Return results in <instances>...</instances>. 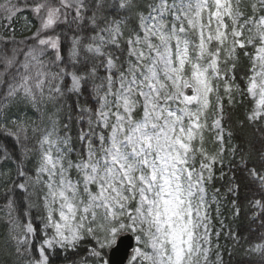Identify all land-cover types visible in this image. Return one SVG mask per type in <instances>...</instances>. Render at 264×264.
Masks as SVG:
<instances>
[{"label": "snow or ice", "instance_id": "6c2138e0", "mask_svg": "<svg viewBox=\"0 0 264 264\" xmlns=\"http://www.w3.org/2000/svg\"><path fill=\"white\" fill-rule=\"evenodd\" d=\"M61 3L71 7L68 0H61ZM125 6L131 8L132 0H124L121 7ZM165 7L164 0H161V8ZM0 8L9 21L18 11L11 0L8 4L0 5ZM45 8L46 5L40 3L35 6L34 11L39 14ZM261 8L264 9V0H261ZM253 10L255 11V5ZM59 12V8L47 7L46 16L41 18V29L52 27ZM241 15L238 5L233 7L232 0H212L211 4L209 0H198L195 5L189 4L183 10V19L176 17L180 21L179 28L175 24L169 28L156 17L149 21L140 17L143 36L130 35L127 40L129 55L135 56V63L130 61L126 70H117L120 88L114 94V113L104 110L109 107L107 96L112 94L114 82L111 74L105 77V102L101 104L96 120L97 124L102 123L104 127L111 128L110 144L107 147L103 146L104 136H99L103 156L97 158L92 145L91 138L95 133L92 131L91 118L88 122L89 132L82 133L80 137L87 142L86 159L82 158L75 165L69 162L68 168H65L61 158L54 160L47 153L44 156L41 171H48L52 177L57 174L59 165L60 179L58 183L50 180L47 184V221L54 229V235L45 239L43 244L48 248H53L54 245L75 248L84 238V233H87L97 243V247L89 253L95 258L94 264H111L110 260L105 259L104 250L112 249L115 252L123 242V234L132 231L138 233L137 241H141L143 237V242L153 250L151 255L140 249L136 250L137 255L151 261V264H200L202 253L207 258L201 243L208 242L203 170H209L208 179H211V163L215 162V157H207L205 154L210 163L202 162L200 170H195L189 165L192 159L191 141L196 135L194 130L203 127L199 123L200 115L208 107V97L213 91L209 70H212V76L219 75L220 48L209 51L208 45L212 41L223 45L229 35L233 38L240 37L243 25L240 28L236 25ZM225 16L230 18L233 25L230 33L226 31L228 25L224 22ZM185 22L187 28L184 26ZM250 23L253 24L255 35L249 36L247 42L251 44L256 39L260 42L256 51L259 68L254 65L247 88L256 99V108L249 117L255 119L264 112V15L258 19L249 17L244 22L245 25ZM101 31L108 34V40L105 41L101 36L100 45L89 44L87 49L105 55L101 51L103 44L116 45L123 33L116 21H112L109 28ZM252 31L253 28H249V32ZM190 33L195 35L196 40L190 38ZM154 40L158 42L154 43ZM231 43L233 48L236 45L244 47V42L238 39H233ZM39 44H50L53 49L58 47L56 40L40 39ZM71 55H79L75 44ZM29 56L31 61L26 62L24 68L27 71L34 61V76H23L18 86L10 88L9 96L22 90L26 97L34 100V88L43 93L48 73L44 71L43 61L37 55L30 52ZM206 56L211 59L205 65L201 61ZM8 63L11 64L12 61L9 60ZM106 65L109 70L115 67L110 54L107 55ZM95 71L93 66L89 76L94 75ZM87 79L86 76L71 73L72 84L69 90L78 92L82 81L86 83ZM29 81L34 83L30 84ZM103 86H95L97 93ZM189 90L193 94H188ZM56 91L60 90L57 88ZM137 97L142 98L143 105V117L139 121L132 118L133 111L141 102ZM173 103L177 104L176 108L172 107ZM193 103L199 105L194 112L188 107ZM180 104L184 107L180 108ZM85 111L91 112V109ZM110 115L115 116V122L111 124ZM185 117L190 121L188 126L184 124ZM2 118L0 114V119ZM216 124L219 125L218 120ZM5 130L7 131L6 128ZM72 167L80 174V179L76 182L68 176V169ZM260 179L264 182V176ZM81 182L86 201L81 198ZM91 185H96L95 192L91 190ZM132 201H135L134 207L131 206ZM57 203L59 207L54 209L52 206ZM97 208L104 209L103 222L98 223L95 229L85 227L88 214L95 220L94 209ZM54 211H58V219L53 218ZM27 231L31 233L34 229L28 225ZM262 249L264 245L258 244L253 250ZM20 251L17 248V252ZM23 251L28 252V248L24 247ZM27 264H49L46 249L40 247L38 254L29 257ZM81 264H87V261L82 260Z\"/></svg>", "mask_w": 264, "mask_h": 264}, {"label": "trees", "instance_id": "16d2710c", "mask_svg": "<svg viewBox=\"0 0 264 264\" xmlns=\"http://www.w3.org/2000/svg\"><path fill=\"white\" fill-rule=\"evenodd\" d=\"M69 2V0H68ZM150 0H132V7H121L122 0H84L79 5L66 7L61 0H12L18 9L33 8L44 3L47 7L59 8L56 23L42 32L33 30L29 33H2L0 21V114L2 117L11 107V96L8 95L12 86L19 84L21 72L25 64V56L32 51L39 39L54 38L58 47L50 52L46 60L56 63L59 69L71 70L88 77L83 82L79 93L71 92L68 79L63 90L53 100L56 123L68 134L70 151L75 159L85 158V141L80 137L87 130L84 118L89 117L88 111L96 114L99 102L94 96V80H100L106 65L105 57L86 53L83 48L95 28V23L102 26L107 23L124 22L132 24L135 33L140 16L148 13ZM9 0H0V5ZM255 0H240V7L247 17L258 19L263 12L253 10ZM46 8L42 9L46 13ZM79 10V11H78ZM148 11V12H147ZM0 8V19L1 15ZM125 32L124 26L121 27ZM26 34V35H25ZM38 36L34 38L35 36ZM127 38V37H126ZM125 38V39H126ZM80 39L79 55L71 58L73 41ZM252 49L240 48L234 55L229 77L238 90L231 100L224 101L225 129L229 131L226 138V160L228 167L218 168L213 187L224 197L222 213L215 224L221 228L217 243L222 256V264H264V252L254 254L253 248L264 243V115L257 122L251 123L247 114L252 102L246 93L247 80L250 76L251 64L248 55ZM107 52L115 59L117 69L125 70L128 65V45L126 40L120 41L119 47L109 46ZM12 63L9 64L8 61ZM93 66L96 71L89 76ZM12 110V109H11ZM10 111V110H9ZM8 111V113H9ZM12 115V114H11ZM9 119V118H8ZM2 122L3 120L0 119ZM8 122V121H6ZM0 123V173L18 169L26 175H34L40 160L37 148L38 137L25 135L18 129L8 128ZM233 149V156L230 150ZM10 168V169H9ZM222 173H226L221 175ZM257 175V177L255 176ZM7 175V174H6ZM4 184L0 182V264H27L29 257L36 256L37 245L43 241L42 231L45 223V206L39 196H31L19 188V173H12ZM260 203V209L255 208ZM28 222L36 231L34 242L29 247L18 241V232ZM27 247L28 252L23 248ZM97 247L93 237H87L74 250L55 249L49 254V264H81L89 260L90 250ZM17 248L21 251L18 253ZM105 259L109 249L104 250ZM94 261V259H91Z\"/></svg>", "mask_w": 264, "mask_h": 264}, {"label": "rangeland", "instance_id": "374dc122", "mask_svg": "<svg viewBox=\"0 0 264 264\" xmlns=\"http://www.w3.org/2000/svg\"><path fill=\"white\" fill-rule=\"evenodd\" d=\"M84 0H69L70 3L75 5H81ZM12 2V0H11ZM198 2V0H164V3L167 7L161 8V0H150L149 2V9L148 13H144L141 16L145 18L146 21L151 20L152 17H156L157 20L163 21L164 24L167 27H171L173 24L176 25L177 28L180 27V21H177L176 17L180 16L181 19H183V10H185L189 4L195 5ZM210 4L212 0H209ZM124 3V0H122V4ZM255 8L256 11H262L264 15V9L261 8V0H255ZM8 3H4L2 5H5ZM233 7L236 8L238 5V10L242 13L240 16L238 23L236 25L237 28H240L241 25H243L242 29V35L237 38H233L229 35L228 40L225 41L223 45H219L216 41H212L209 45V51H215L217 47L220 48L219 56H218V76H212V70H209V76L211 77V85L213 87V91L209 94L208 100L209 105L206 109H204L200 115L199 123L203 125L200 129H195V138L191 141V148L192 152L190 153V156H192V159L189 161V165L194 168L195 170L199 171L201 167V163L208 164L210 161L206 159L207 157H215V162L211 163V179H208L209 177V170L204 169V181H203V187L205 189L204 193V200H205V211L207 214V225H208V242L204 243L201 242L203 245V248L206 250V259L204 258V254L202 253L200 256V264H222V256L219 251V245L217 243V240L219 238V234L221 233V228L218 229V227L215 224V219H219L222 213V206L224 202V197L222 196L221 192L213 187L214 179L216 178V170L219 168H223L224 166L228 167L226 156V142L225 138L229 136V131L226 129L223 125V121L226 118L225 111H224V101L231 100L233 96H235L238 93V90L233 82V79L229 77V71L232 67V61L234 59V55L237 53V50L240 48H246V49H252L251 55H248L249 62L251 64V70H250V76L253 75V67L258 69L259 64L256 61V51L257 48L260 46L259 39H256L253 41V43L249 44L247 42V38L249 36L255 35V30L253 27V24H247L245 25V20L249 19V17L246 16L245 12H243V9L239 6L240 0H232ZM34 8H22L18 9L16 14L13 16L11 21L5 18V13L3 12V9L1 8V15H3L0 19L1 25H2V33H29L30 31L34 32L33 30H40L41 32L46 29H41V18L46 16V13L41 9V12L37 14L34 11ZM206 15V13H205ZM261 15V16H262ZM140 16V17H141ZM155 22V21H152ZM225 24L228 25V28L226 31L228 33L232 30V23L229 17H224ZM120 24V28L124 26L125 32L122 36L118 38L117 44L114 45L112 43H104L101 51L105 53V55H99L95 52H90L87 49V45L92 44L93 46L100 45V39L99 37L103 36L105 41L108 40V34L106 32L101 31L102 29H107L111 26L110 23L104 24L102 26L93 23L95 28V33L91 35V37L88 39V42L84 45L83 50L91 55L99 56V57H105L107 59V55L109 53L107 52V47L114 46L119 47L121 40H128L129 36H143V29L141 27V22L139 20V23L137 27L139 28V32L135 33V28L132 26V24H125L124 22H117ZM187 28V24L185 22L184 25ZM215 27V24L213 23V28ZM249 28H253V31L250 33ZM26 35V34H25ZM190 38L193 40H196L195 35L189 34ZM38 37L37 35L34 37ZM127 37V38H126ZM95 38V39H94ZM126 38V39H125ZM42 39V38H41ZM47 40H54V38H45ZM233 39H238L240 41L244 42V47H239V45H236L234 48L232 46L231 41ZM40 40V39H39ZM39 40L36 43V46L32 49V53L34 55H37L41 61H43L44 64V71L48 73L47 79H45V84L43 88V93L38 89L34 88L35 92V99H31L30 97H26L23 93V91H18L15 95L11 96L10 103L12 104L11 107L8 109L7 113L4 114L2 118L1 126L6 128H13L18 129L19 131H22L25 133V135H32L33 137H38V143L37 148L40 152V160L38 163V167L35 171V174L32 175H24L21 170L14 169L9 170L6 174L4 172L0 173V182L6 183L11 177L12 173H19L20 178L24 177V181L20 182L19 188L23 191L28 193L31 196H39L42 199V202L45 206V223L43 225V231H42V238L43 241L47 238H51L54 235V229L50 226L49 222L47 221V214H48V201L45 199L48 195V187L47 184L51 181L59 182L60 176H59V165L57 166V174L55 176L50 177L48 171H41V167L44 164V156L45 154H50L53 159L61 158V163L64 165L65 168H68L69 162H71L73 165L80 162V159L73 158L71 151H70V139L68 137V134L56 123L55 113L57 111L55 110V106L53 105V100L55 99L56 95L59 94L61 90H63L64 82L66 79L69 81V87L71 88L72 80H71V73H76L71 70H64L59 69V63L58 65L56 63H50L46 60L47 56H49L50 52H53V48L48 45H41L39 44ZM154 43L158 42L156 40L153 41ZM78 48L80 47V39H76L73 41V47ZM128 45V44H127ZM137 47H143V45H137ZM145 51H147L145 49ZM30 53V52H29ZM194 55V53H191ZM78 57V56H77ZM77 57H72L76 59ZM112 57V56H111ZM128 65L129 62L135 63V56L129 55V45H128ZM25 63L31 61V56L29 54H26L25 56ZM113 58V57H112ZM211 58L205 57L202 59V64H207ZM115 67L111 70L107 68V65H105L103 69V74L100 80H94V89L96 85L103 84L104 86L99 89V92L97 93L96 90H94V96L99 102V109L96 114H93L91 112H88L87 118H84L86 124H87V130L83 133L89 132V119L93 121L92 124V131L95 133V135L91 138L92 139V145L93 148L96 150V156L97 158H100L103 156V152L101 151V141L99 140V136H104L103 146L107 147L110 144V134H111V128L110 127H104L102 123L97 124V114L100 110L101 104H103L105 101L103 97L105 96V93L107 92V81L105 77H107L109 74L112 75L113 78V84L111 88L110 95L107 96V101L109 107H106L105 111H111L114 113L116 111V108L113 106L116 100L115 93L120 88V82L118 78V72H117V65L116 61L113 58ZM35 62L32 61L28 70L26 71L25 68H23V71L21 72V80L19 81V84L22 82V77L25 75H33L35 73ZM25 65V64H24ZM126 68V69H127ZM125 69V70H126ZM188 71L186 66V72ZM59 74V75H58ZM77 74V73H76ZM127 74V73H126ZM79 75V74H77ZM55 77V78H54ZM249 78L247 80V88H248V82ZM30 84L34 83V81H29ZM18 84V85H19ZM16 85V86H18ZM83 85V81H82ZM59 89L60 91L57 92L56 89ZM82 88V87H81ZM81 90V89H80ZM80 90L77 91H71L73 93H79ZM246 93L248 95V99L252 102V108L247 114V119L251 123L257 122L260 117L264 114H262L255 119H250L249 117L253 114L255 108H256V99L253 98V96L246 90ZM138 100H141L140 103L137 104L135 110L132 113V118L136 121H139L143 117V105H142V98L137 97ZM173 108L177 107V104H172ZM180 108H183L184 105L180 104ZM190 111H196L199 105L196 103H193L188 106ZM12 109V110H11ZM4 112V111H3ZM2 112V114H3ZM12 114V115H11ZM9 118V119H8ZM219 121V125L216 124V121ZM8 121V122H6ZM115 122V116L110 115L109 116V124ZM185 126H188L190 124V121L187 117H185L184 120ZM85 141V149H86V156H87V142ZM202 150V151H201ZM230 154L233 156L234 152L233 149H231ZM206 154V156H205ZM86 159V157H85ZM10 169V168H9ZM22 173V174H21ZM226 173H222L221 175H224ZM68 176L73 181L76 182L80 179V174L78 170L75 167L68 169ZM257 177V175L255 174ZM258 178V177H257ZM261 180L260 178H258ZM20 185H24V187H20ZM91 190L95 192L97 190L96 185L90 186ZM80 192H81V198L85 201L87 200V197L85 194H83V183L80 184ZM132 207L135 206V201H132L131 204ZM260 203L257 202L255 205V208L260 209ZM54 209L58 208V203L52 206ZM96 212V218L93 220L91 214H88V219L85 221V227L91 226L94 229L97 227L98 223L103 222V215H104V209L97 208L94 209ZM53 218L58 219V211L53 212ZM28 225H31L34 229V226L28 222L23 228H21L18 232V241L22 244H27L29 247L32 245V242H34L35 237V229L33 232H28L27 228ZM203 231V229H201ZM129 233H133L135 236L138 235L136 232L128 231ZM100 233L97 231V235ZM87 237H93L92 235H88L87 233H84V238L80 240L76 247ZM26 238V239H25ZM144 238H141V241H137L138 247L137 249H140L142 252H145L149 255L153 253V250L151 249L150 245H146L143 242ZM43 241L38 243L37 245V253L40 249V247H44L46 249V254L49 256L51 252H53L55 249H61V250H72L75 249L73 247H64L61 248L59 245H54L53 248H48L47 245L43 244ZM261 245H264L261 244ZM255 248V247H254ZM253 248V249H254ZM264 252V249L261 251H254V254H261ZM91 259H95L93 257H89V260H87V264H94V261ZM131 264H151V261L143 259L141 256L137 255L136 251L134 254V258L131 261Z\"/></svg>", "mask_w": 264, "mask_h": 264}, {"label": "water", "instance_id": "95a60500", "mask_svg": "<svg viewBox=\"0 0 264 264\" xmlns=\"http://www.w3.org/2000/svg\"><path fill=\"white\" fill-rule=\"evenodd\" d=\"M188 94H193L190 90ZM123 242L119 245L115 252L110 250L109 260L111 264H128L135 248V237L130 234H123Z\"/></svg>", "mask_w": 264, "mask_h": 264}]
</instances>
